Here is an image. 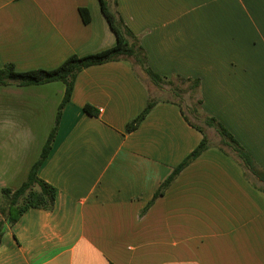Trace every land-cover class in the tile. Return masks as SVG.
I'll return each instance as SVG.
<instances>
[{"label": "crops", "instance_id": "obj_1", "mask_svg": "<svg viewBox=\"0 0 264 264\" xmlns=\"http://www.w3.org/2000/svg\"><path fill=\"white\" fill-rule=\"evenodd\" d=\"M116 2L153 71L200 80L188 82L199 112L129 59L82 70L39 170L57 188L55 207L30 208L8 227L0 264H264V190L215 128H204L212 145L154 199L204 137L186 116L215 117L264 170V0ZM117 40L100 0H0V69H54ZM65 90L62 81L0 85V204L40 158Z\"/></svg>", "mask_w": 264, "mask_h": 264}, {"label": "trees", "instance_id": "obj_2", "mask_svg": "<svg viewBox=\"0 0 264 264\" xmlns=\"http://www.w3.org/2000/svg\"><path fill=\"white\" fill-rule=\"evenodd\" d=\"M100 1L102 10L117 35L118 40L116 45L84 56L76 54L72 55L66 59L64 63L54 69L41 68L29 71H19L13 64H7L0 69V85L16 84L23 86L45 84L53 81H62L66 85L65 95L59 106L56 124L42 149L40 158L32 166L27 179L19 188H3L2 190L3 200L0 204V245L8 227L13 226L28 209L41 208L52 210L55 207L57 188L42 179L39 176V170L52 149L59 129L63 109L72 98L76 79L82 70L110 61L129 59L133 62L134 66H139L157 87H160L163 83H169L174 89L182 91V88L176 82L173 80H167L166 77L156 73L148 66L147 55L143 46L140 44L139 39L124 23L118 12L114 11L112 8L114 2L115 4L117 3L116 0ZM80 13L85 22L90 21V13L88 9L80 8ZM180 80L182 82L190 81L192 88H196L200 84V80L198 79L186 80L180 78ZM156 102L157 100L150 99L141 114L127 124L126 130L128 132L136 130L152 110ZM199 103L201 104V101ZM192 105L193 106L189 108L188 111L192 114L199 112V108L196 107V104ZM84 108L88 113L98 115V111L92 106L85 105ZM184 114L186 115L185 109ZM186 118L194 127L198 128L203 133L204 137L199 145L188 154V156L174 169L173 173L165 180L157 191L154 199L162 195L179 173L212 145L211 139L204 129L205 127L194 123L189 116H186ZM204 124L216 129L221 138L219 144L220 147L237 158L246 168L250 179L256 184V186L264 190V186L260 185V182H264V170L258 168L252 155L238 142L234 135L215 117H207L204 120Z\"/></svg>", "mask_w": 264, "mask_h": 264}, {"label": "rangeland", "instance_id": "obj_3", "mask_svg": "<svg viewBox=\"0 0 264 264\" xmlns=\"http://www.w3.org/2000/svg\"><path fill=\"white\" fill-rule=\"evenodd\" d=\"M174 82H176L181 88H182V92L178 95V99H180V101L184 104V106L186 107V110L188 111V106L189 104H195V102L193 100H191L190 98V89H189V85L190 83L188 82H182L181 80H174ZM149 83V82H148ZM151 86H153L152 83H149ZM154 87V94L158 95V96H172L170 95L169 93L167 92H162L160 91L155 85L153 86ZM177 97V96H176ZM192 118L197 122V123H200L202 126L206 127L205 124H203V122H201L200 120L196 119L193 117L192 115Z\"/></svg>", "mask_w": 264, "mask_h": 264}]
</instances>
